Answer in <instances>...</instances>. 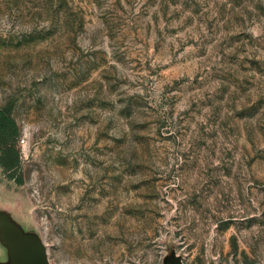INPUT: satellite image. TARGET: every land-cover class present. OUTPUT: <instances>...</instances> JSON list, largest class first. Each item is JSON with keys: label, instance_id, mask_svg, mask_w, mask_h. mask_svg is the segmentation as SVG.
Instances as JSON below:
<instances>
[{"label": "rangeland", "instance_id": "374dc122", "mask_svg": "<svg viewBox=\"0 0 264 264\" xmlns=\"http://www.w3.org/2000/svg\"><path fill=\"white\" fill-rule=\"evenodd\" d=\"M0 109L48 264H264V0H0Z\"/></svg>", "mask_w": 264, "mask_h": 264}, {"label": "trees", "instance_id": "16d2710c", "mask_svg": "<svg viewBox=\"0 0 264 264\" xmlns=\"http://www.w3.org/2000/svg\"><path fill=\"white\" fill-rule=\"evenodd\" d=\"M20 129L10 112L0 109V168L4 175L20 184Z\"/></svg>", "mask_w": 264, "mask_h": 264}, {"label": "water", "instance_id": "95a60500", "mask_svg": "<svg viewBox=\"0 0 264 264\" xmlns=\"http://www.w3.org/2000/svg\"><path fill=\"white\" fill-rule=\"evenodd\" d=\"M5 226L3 231L9 241L14 264H48L43 245L39 240L35 238L22 240L7 224Z\"/></svg>", "mask_w": 264, "mask_h": 264}, {"label": "crops", "instance_id": "0c3cea01", "mask_svg": "<svg viewBox=\"0 0 264 264\" xmlns=\"http://www.w3.org/2000/svg\"><path fill=\"white\" fill-rule=\"evenodd\" d=\"M3 216V215H2ZM4 217V216H3ZM9 227V226H8ZM14 233L16 234V236L22 240L24 239H31V238H35L37 239L36 237H29V236H23V233L21 232V228L19 226H14L12 225L10 227ZM4 228L2 226V223L0 222V239H1V242L3 244V246L7 247V253H8V260L10 261L11 264H14V260H13V257H12V254H11V250L9 248V241L4 233ZM39 240V239H37Z\"/></svg>", "mask_w": 264, "mask_h": 264}, {"label": "built area", "instance_id": "2783aa9c", "mask_svg": "<svg viewBox=\"0 0 264 264\" xmlns=\"http://www.w3.org/2000/svg\"><path fill=\"white\" fill-rule=\"evenodd\" d=\"M21 142H23V140H21Z\"/></svg>", "mask_w": 264, "mask_h": 264}]
</instances>
